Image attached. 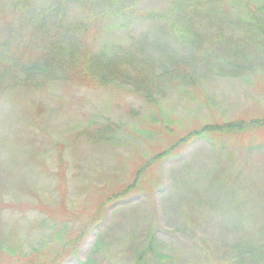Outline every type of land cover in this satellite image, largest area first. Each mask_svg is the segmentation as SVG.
Masks as SVG:
<instances>
[{"label":"rangeland","instance_id":"rangeland-1","mask_svg":"<svg viewBox=\"0 0 264 264\" xmlns=\"http://www.w3.org/2000/svg\"><path fill=\"white\" fill-rule=\"evenodd\" d=\"M167 1L142 7L162 11ZM225 32L240 41V78L165 88L162 111L109 86L69 89L53 78L50 56L25 58L42 72L13 68L0 87V264L58 256L56 264H264V129L194 138L156 161L135 190L103 203L131 183L148 146L196 123L263 113L264 45L241 23L240 33ZM170 49L191 64L188 47ZM106 120L122 128L107 140L97 129Z\"/></svg>","mask_w":264,"mask_h":264},{"label":"trees","instance_id":"trees-1","mask_svg":"<svg viewBox=\"0 0 264 264\" xmlns=\"http://www.w3.org/2000/svg\"><path fill=\"white\" fill-rule=\"evenodd\" d=\"M45 1L46 6L39 8L31 0H3L0 87L8 76L12 77L16 65L24 70L43 71L38 64L25 60L28 56L44 60L50 56L49 61H55L57 68L53 78L63 81L69 89L109 86L162 111L159 96L165 88L180 84L196 88L206 76L240 78V51L236 46L240 41L225 31L240 33L241 23L252 43L264 45V0H168L162 11L144 9L143 0ZM253 3L254 8L250 9ZM104 33H111L114 39L102 42ZM247 41L243 39L240 43L244 52L250 47ZM173 42L188 47L191 56L187 61L191 64L174 57L170 49ZM202 68L205 71L198 74ZM41 85L39 81H31L34 91ZM69 96L60 105L67 104ZM194 126L171 135L165 144L148 146L149 156L134 171L131 183L107 196L103 203L113 204L120 196L135 190L140 185L139 177L156 161L194 138L211 134L233 139L252 129L263 130L264 111L248 119L226 122L212 119ZM97 129L104 131L102 137L107 140L122 128L106 120ZM59 259V256L54 259L53 264Z\"/></svg>","mask_w":264,"mask_h":264}]
</instances>
